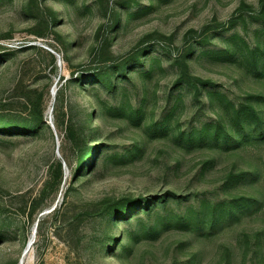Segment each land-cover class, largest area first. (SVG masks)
Wrapping results in <instances>:
<instances>
[{"label": "rangeland", "instance_id": "1", "mask_svg": "<svg viewBox=\"0 0 264 264\" xmlns=\"http://www.w3.org/2000/svg\"><path fill=\"white\" fill-rule=\"evenodd\" d=\"M263 9L0 0V264H18L38 219L22 264H264V137L223 141L238 102L252 97L264 115ZM30 97L42 98V123L28 120ZM162 196L149 216L117 215ZM237 198L223 219L205 209L131 240Z\"/></svg>", "mask_w": 264, "mask_h": 264}, {"label": "trees", "instance_id": "2", "mask_svg": "<svg viewBox=\"0 0 264 264\" xmlns=\"http://www.w3.org/2000/svg\"><path fill=\"white\" fill-rule=\"evenodd\" d=\"M260 17L264 19V9L263 11H259ZM52 23L54 21H51ZM51 23V24H52ZM53 39H55L57 42L61 43L63 46L65 45V40L57 33H54ZM51 55V54H50ZM51 63L54 64V57L51 55ZM55 67V65H54ZM253 101L252 97H248L247 101L245 102H238L236 106H233V112L231 115L227 114L226 112H223V141L227 139L228 137L232 136L233 138L239 133L243 134V140L248 139L252 137L253 131L257 130L259 131L260 135L264 137V115L257 110L253 104L251 103ZM28 120L34 122V123H42L44 119V105L42 98H29L28 101V111H27ZM165 120H163V123L160 125L161 130L165 129ZM26 130H29L28 128H25ZM7 130H23L18 127H9ZM193 135L190 133L188 138L189 141H193L192 139ZM101 151L95 150V158L92 160V164L88 167L91 168L95 162L100 158ZM89 157V154L82 159V162ZM56 181L59 182L61 179V167L60 165L56 168V177H54ZM244 198H237V199H229L226 201H220L216 204H213L212 206L205 205L195 207L197 208L195 210V213H191V217H187V215H179L178 218H175L172 222L169 221L171 216H164L161 218V220L154 223L152 226H146L143 225L138 232L136 231L133 233L131 240L134 236H141L142 238H147L153 235H159V233L162 232V230L168 228V224H188L190 222L199 221L201 216L200 214L203 213L205 209H213V215L212 218H215L216 220L223 219V216H225L227 213H230V209L234 208L236 206H239L243 202ZM155 200V202H154ZM159 201H162L161 203H165V196L157 197L155 199H146V198H139L135 199L134 201L130 202L126 207L123 206L119 211L117 212V215L119 218L126 219L127 222L131 221V216L134 211H138L140 213H144L145 215L149 216L153 208L155 207V204ZM187 219V223H185ZM193 220V221H192ZM39 223V219L37 221V226ZM36 226V231H37ZM36 236V235H35Z\"/></svg>", "mask_w": 264, "mask_h": 264}, {"label": "bare ground", "instance_id": "3", "mask_svg": "<svg viewBox=\"0 0 264 264\" xmlns=\"http://www.w3.org/2000/svg\"><path fill=\"white\" fill-rule=\"evenodd\" d=\"M53 97H55V92L52 93ZM35 235H36V231H34V228H33V232L29 238V242H28V247L24 250V253L22 255V258L19 260L18 264H22L24 259L25 258V255L27 254V252L29 251L31 245L33 244V240L35 239Z\"/></svg>", "mask_w": 264, "mask_h": 264}, {"label": "water", "instance_id": "4", "mask_svg": "<svg viewBox=\"0 0 264 264\" xmlns=\"http://www.w3.org/2000/svg\"><path fill=\"white\" fill-rule=\"evenodd\" d=\"M52 93H53V91H52ZM36 226H37V223L35 224L34 231H36ZM27 247H28V244H27Z\"/></svg>", "mask_w": 264, "mask_h": 264}]
</instances>
